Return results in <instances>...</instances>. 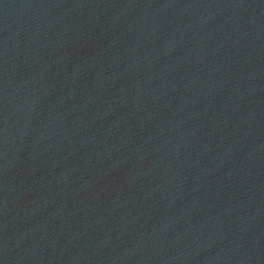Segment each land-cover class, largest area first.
Masks as SVG:
<instances>
[{"label": "water", "instance_id": "95a60500", "mask_svg": "<svg viewBox=\"0 0 264 264\" xmlns=\"http://www.w3.org/2000/svg\"><path fill=\"white\" fill-rule=\"evenodd\" d=\"M0 264H264V0H0Z\"/></svg>", "mask_w": 264, "mask_h": 264}]
</instances>
